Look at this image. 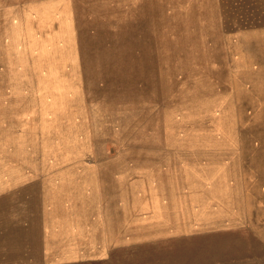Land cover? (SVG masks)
<instances>
[{"label":"rangeland","instance_id":"rangeland-1","mask_svg":"<svg viewBox=\"0 0 264 264\" xmlns=\"http://www.w3.org/2000/svg\"><path fill=\"white\" fill-rule=\"evenodd\" d=\"M25 175L142 225L78 264H264V0H0V181Z\"/></svg>","mask_w":264,"mask_h":264},{"label":"crops","instance_id":"crops-1","mask_svg":"<svg viewBox=\"0 0 264 264\" xmlns=\"http://www.w3.org/2000/svg\"><path fill=\"white\" fill-rule=\"evenodd\" d=\"M24 177L0 181V264L109 262L114 252L144 237L136 231L142 225L132 226L126 211H52L55 206L49 200L60 199L61 188Z\"/></svg>","mask_w":264,"mask_h":264}]
</instances>
